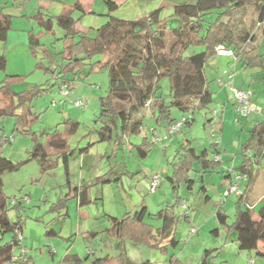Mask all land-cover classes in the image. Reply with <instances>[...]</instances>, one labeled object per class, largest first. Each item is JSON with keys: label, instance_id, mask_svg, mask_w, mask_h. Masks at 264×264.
<instances>
[{"label": "trees", "instance_id": "1", "mask_svg": "<svg viewBox=\"0 0 264 264\" xmlns=\"http://www.w3.org/2000/svg\"><path fill=\"white\" fill-rule=\"evenodd\" d=\"M65 3L66 0H56ZM109 12L107 20L94 29V35L79 31L76 23L79 18L73 17L77 9L76 4L66 8L58 14L38 10L31 17L42 27L41 31L28 32V47L35 53L36 47L41 45L40 38L45 32H51L53 25L63 30L62 41L64 50L61 61L43 49L44 56L39 57L35 66L45 73H51L53 82L50 84H34L29 89L17 92L13 84L22 80L20 75H7L0 81V119L4 116H14V129L24 135L33 134V144L27 150V156L18 161H12L3 155L1 149L5 143H11L10 136L2 130L0 135V233L11 232V239L0 244V264H13L24 261L25 254L15 255L14 248L20 245L16 229L22 231L21 209L24 202L16 196L8 197L4 191L3 175L16 171L22 164L35 161L42 171L49 170L61 164L67 174L69 160L75 154L84 152L91 143L88 141L83 146L71 147L68 143L70 136L75 135L80 122L72 118H64L60 124L50 130L39 133L40 138L32 130L30 122L38 119V114L33 112L31 101L34 96L44 94L47 86L66 84L72 89L75 75L85 64L96 67H106L108 74V87L105 94L98 98V112L92 119V124L84 137L91 134L97 136L99 142L112 138L114 144H122L125 136L140 132L143 118L147 115L144 103L151 98L153 103L151 113L158 110L165 120L170 119L169 107H176L185 113L206 108L213 101V93L209 88V78L206 69L215 56V48L222 45L232 50L235 58L245 68H258L264 72V49L259 52L257 48L246 49L244 46L253 31L256 23L263 25L264 35V0H185L175 3L168 16H161V9L157 8L146 15L132 20L115 18L110 15L117 4L114 0H102ZM246 6H253L257 17L252 18L247 29L238 30L236 14ZM11 27V15L0 10V41L7 39ZM168 35L170 43L165 46L159 35ZM76 38H78L76 40ZM79 47L81 54L76 52ZM200 47L199 52L186 54L190 48ZM102 54L106 60L91 62L93 55ZM48 58V61H44ZM6 56L0 53V71L6 67ZM92 68V67H91ZM93 69V68H92ZM68 75H73L68 78ZM167 77L169 81V96L163 97L159 92V81ZM48 82V80H46ZM47 85V86H45ZM260 118L247 130L248 136L242 143L243 159L236 167H227L225 173L231 175L235 171L247 178L248 184L253 180L255 168L251 156L245 152L249 148L261 147L256 157L264 156V106L259 110ZM172 120H169L170 122ZM207 122V121H206ZM205 122V123H206ZM193 123L191 117L184 128ZM183 128V129H184ZM182 129V130H183ZM156 144L143 137L139 144L133 145L138 158H144ZM214 152H219L216 145L211 142ZM218 149V150H217ZM197 162L199 171H212L219 161H214L193 146L191 139L183 140L175 150L171 161V173L165 177L169 182L174 195V203L166 205L156 213L148 211L142 206L133 214L126 212L117 218L106 215L111 223V229L122 247L126 237L139 242L150 243L163 250L169 246L175 247L179 242L176 237V227L186 215L179 211L183 203L180 190L188 184L190 172L197 171L193 163ZM118 174L102 176L93 182L82 185L74 190L73 196L78 200V206L83 207L95 203L101 197L91 198L89 190L92 186L115 182L120 179ZM243 194L238 195L236 210L231 223L229 216L223 210L216 212L219 226H223L227 234L234 232L237 246L240 250L256 252L264 256V249H258L259 243L264 244V198L257 207L258 219L252 217L250 205L244 203ZM68 195L60 196L51 203L50 211L62 212L66 209ZM12 200H14L12 202ZM13 209L15 219L9 217V210ZM157 219L160 224L149 223V219ZM46 225V235L56 234ZM212 233L219 234V227L212 229ZM94 237L97 233L89 232ZM218 248H209L204 251L203 258L196 264H214L212 252ZM111 256L104 255L93 260V264H105ZM80 261L76 253L67 252L60 258L61 264H73ZM118 264H150L149 261L133 263L125 259Z\"/></svg>", "mask_w": 264, "mask_h": 264}, {"label": "rangeland", "instance_id": "2", "mask_svg": "<svg viewBox=\"0 0 264 264\" xmlns=\"http://www.w3.org/2000/svg\"><path fill=\"white\" fill-rule=\"evenodd\" d=\"M89 1L91 2L92 8L96 14H109L106 4L102 0ZM114 1L116 2L117 7L113 12L110 13V15L124 20H132L142 17L147 12H150L159 5H162L161 16H168L172 11V4L179 2V0ZM3 4H0V8L4 6ZM31 8L32 3H28L24 7V10L28 11L31 10ZM4 12H9L14 15L11 17L13 21L11 23V28L8 31L7 39L5 41H0V53L4 54L7 59L5 69L0 71V81L3 80L7 75H20L22 80H17L16 83L13 84V88L17 92L27 90L34 84L52 83L54 79L52 74L43 72L42 69L35 66V62L39 57L44 56L43 49H46L48 53L55 56L58 62L61 61V54H59V52L64 50V43L62 39H55L53 35L43 34L40 38L41 45L36 47V51L33 53L27 44V30L30 27L28 18L24 21L20 20L21 18H19V11H16L15 8H11L10 6H8ZM93 16V14L89 13L82 16V21L77 26L81 33L88 32L90 36L94 35V28H90V26L93 24ZM102 17L104 18V16H100L101 19ZM256 17L257 12L253 6H246L245 8L241 9L238 12L236 18L238 30L240 31L245 29V27H247L251 22L252 18L256 19ZM103 20L104 19H102L100 25L107 20V16L105 17V20ZM12 24L14 27H12ZM262 28V24L260 26L258 25L257 34L252 40L248 41V46L257 45V43L260 41L258 37H261L262 35ZM35 29H37V27H35ZM77 39L78 38H76V40ZM155 39H160L161 42L165 44V46L170 43V37L168 35L161 34ZM263 47L264 42L260 46L259 50H262ZM77 48L79 47H76V50ZM200 50V47L190 48L186 54H192L199 52ZM98 60L104 62L106 60V56L102 54H96L91 58L92 64ZM44 61H48V58H45ZM72 77L73 75H68V78ZM46 80H48V82ZM253 82L255 83V86L251 87L253 93L251 95L250 102L251 105L256 109L255 112L251 114L254 116L257 115L260 108L264 106V92L261 87V80L255 79ZM74 84H77L76 88L73 89L72 94H69L67 97H63L59 94L58 85H45L49 87L46 92L40 96L33 97L30 104L32 106L31 108L33 112L38 114V119L31 121L30 126L32 130L36 132V136L39 140H42L39 136V133L44 130H50L54 128L57 123L60 122L65 116L77 119L80 122L77 133L70 136L68 139L69 144L72 147H75L77 141L82 138V135L88 132L95 112H98V98L105 94L108 87L107 69L106 67H96L85 64L83 69L75 75ZM159 85L160 88L158 92L163 97H168V78H161ZM87 89H90V95L82 94V91ZM77 95L88 98L90 106H74L72 101L76 99ZM64 100L65 103L63 105L59 104ZM52 101H55L57 105L52 106ZM214 102L215 101L210 103L204 109L194 110L192 113V125L188 128H184V132L181 135L179 134V137L185 135L187 138L191 139L193 141V146L201 151H203V145L208 142V139H210V142H213L212 135H221V128L219 124L206 126L205 123V117H207V119L213 120V117L211 118V111L214 108ZM169 113L175 119H179L181 117V112L176 107H169ZM15 121L16 120L14 116H4L0 119V135L3 133V130L6 136L11 137V143H5L1 151L4 156L14 162L27 156L25 149L31 148L33 144L32 138H34L33 134L24 135L23 133L15 130ZM143 135L144 127L142 126L140 132L131 134V140L134 143L140 142ZM247 135V130H242L239 135L240 142H243L247 138ZM92 139H94L93 136ZM175 140L176 138L173 137V144L171 145L167 156H164L161 150V146L163 144L157 143L156 146L153 147L151 154L141 159L137 158L138 156L135 149L130 152L125 145H123V147L120 148L115 155H112V147H115L112 140L100 144L99 148H108V154L105 157V161L109 160L110 167L113 170L112 174L115 175L116 173H120L121 175V172L124 170L123 162L129 166L131 171L137 172H135L131 178L128 176H119L118 174V177H122L120 180H123L122 182L125 184V188L123 189L119 179L115 182L113 181L114 184H105L103 189V200L98 201L97 205H87L88 209L92 211V213H95L97 212L96 209L99 208V211L101 212L104 210L113 216H122L126 212L133 214L136 210H139L144 204V200L147 202L149 208L148 211L151 213H156L166 205L173 204V193L168 180L165 178L166 172L164 168L166 166H170L172 168L171 161L168 160L172 159L174 150L176 149V144L174 142ZM85 143L86 140H83L80 145H84ZM254 160L255 159H253V161ZM149 172H160L162 175L160 183L158 184L154 194H149L148 182L145 179V174H148ZM190 179L196 181L194 184L198 182V179H195L193 172H191ZM60 181H63L64 183L65 178L60 179ZM50 183H53L55 191L58 192L59 189L55 179H51ZM255 186L257 185L255 184ZM52 188L53 187H49L48 185L45 188V191L42 192V195L44 193L47 196L42 197L45 200L37 199V195L31 193L29 196L30 203L29 201L25 203L24 207L20 210L23 222L21 231L22 238L20 245L14 248V254L20 255L25 248L27 252L25 253V256H23L24 261L13 264H61V255L67 250L70 253L76 252L80 257V261L73 264H93V260L95 258L104 256L106 254L112 257L111 261L109 260L111 264H118L125 259H129L133 263L149 261L150 264H196L202 260L204 251L209 248H218L216 251L212 252L214 264H247L249 258H254L256 260V264H264V256L256 255L254 250H240L237 246V243L230 238V234L226 233L223 226H215L219 227L220 235H215L211 233L212 231H209L215 227L211 228L209 223L205 224L203 222V219L210 217V214L208 211L203 209L202 196L198 195L197 188H195L196 193L193 195L187 194V190H185L184 193V190L181 189L182 194L184 196H188V203H186L185 207L188 204L192 208L194 207V211H197L198 208H200L199 212L194 213L196 217V223H194V225L197 228V234H189L188 222L186 220L180 221L176 227V234L180 238V242L175 247L169 246L166 250L150 245L153 243V241L150 243L139 242L131 239L130 237H126L123 240L122 247H120L118 245L119 240L116 237H112L108 231L104 229V227L99 229L102 231L97 233L94 238L85 239L82 236V231L89 228L87 225L91 222H81L79 224L76 222V218L73 216L75 209L74 204H70V213L72 215H70L69 218L58 221L57 226H60V224L63 223L60 236L48 237L45 234L46 225L49 219L54 217V212L50 211V206L52 202H55L58 199V197L55 198L53 193L54 190ZM100 189L101 187L98 186V188L94 189L93 192L95 194H99ZM62 190L65 191L66 187L62 186ZM124 190L127 192L126 194ZM209 194L211 200L207 201V204L209 205L211 203L215 207L214 202L221 200V203L223 202L222 210L225 211L229 216L228 223H231L236 210V207L234 206V201L236 199L235 195H232L230 198H227L228 200L225 199L224 201L222 195L219 197H217L218 195L214 196L212 190ZM7 196L11 197L13 195L9 194ZM194 198L198 200L200 207L194 204ZM138 203H141V205H138ZM258 204H261V202ZM183 208L184 207H182V209ZM251 210L255 211V208H252ZM212 212L214 214V210H212ZM8 214L12 220L16 218L13 209H10ZM38 217L42 218V220L37 219ZM101 219L106 220L105 217H101ZM149 223H152L156 226L160 224L157 219L153 218L149 219ZM11 236V232H6L2 235L0 233V244L9 241ZM63 237H67V239L65 240ZM226 237L227 241H225ZM91 240L93 241L91 242ZM258 247V249L263 250L264 244L259 243Z\"/></svg>", "mask_w": 264, "mask_h": 264}, {"label": "crops", "instance_id": "3", "mask_svg": "<svg viewBox=\"0 0 264 264\" xmlns=\"http://www.w3.org/2000/svg\"><path fill=\"white\" fill-rule=\"evenodd\" d=\"M183 1H185V0H179V2H177V3H180ZM188 1L191 3L195 2V0H188ZM1 3L2 4L4 3L3 7H5V8H3V7L0 8L1 11L4 12V10L8 8V6H10L11 8H15L16 11L17 10L19 11V18H21L20 20H23V21L26 20L28 17H31L38 10H41L43 12H49L52 14H58V13L64 11L66 8H71L74 4H76L77 9L73 12V17L76 19L79 18L78 22L76 23L77 29H78V27H77L78 24L82 21L83 15H86L88 13L94 15L93 16V22H92L93 24H92V26H90V28H94V29L100 25V23L102 22V19L105 20V17L107 16V18H108V15H109V14H105V13L96 14V12L93 10L91 2L89 0H66L65 3H60L59 1H56V0H0V4ZM28 3H32V8H31V10L26 11V10H24V7ZM174 4H172V5H174ZM161 7H162V5H159L156 8H154L153 10H155L157 8L162 9ZM147 13H149V12H147ZM6 14H10L11 17L14 15V14L9 13V12L8 13L6 12ZM237 14H236L235 18H237ZM100 16H104V18L102 17V19H101ZM28 20L30 23V27L27 30V32H29V31L37 32V31L42 30V27L37 23V21L33 20L32 18H28ZM12 21H13V19L11 18V23H12ZM248 26L245 27V29H247ZM259 26H260V24H259ZM12 27H14L13 24H12ZM35 27H37V29H35ZM242 30H244V29H242ZM257 31H258V24L256 23L253 31L251 32V35H250L248 41L252 40L253 37L256 36ZM44 34L53 35L55 37V39H62L64 32L57 25L54 24L51 32H45ZM258 39H260V41L257 43V45L248 46V44H246L244 47L246 49H249L251 47H255V48H257V50L259 52H262L264 47L262 50H259V49H260V46L262 45V43L264 42L263 33H262L261 37L260 36L258 37ZM248 41H247V43H248ZM76 52L81 53L80 48H77ZM206 75L210 80L209 88L213 93V99H214L213 101H215L214 102L215 105H214L213 110L211 111V113H212L211 118L213 117V120L207 119V117H205V121H207L206 126L212 125V124H219V126L221 128L220 146L217 147L219 149L221 161L212 171H199L198 170L199 165L197 164V162L193 163V168L197 170V171H193V174H194L195 179H198V182L194 184V182H196V181H193L190 179L188 184L185 185L182 189L184 190V193H185V190H187L188 191L187 194L193 195L196 193L195 188H197L198 195L202 196V207L204 210L208 211V213L210 214V217L203 219V222L205 224L209 223L211 228H212V227H215L216 225L219 226L218 221L216 219V212L218 210H222L223 202L221 203V200H219L218 202L217 201L214 202L215 207L211 203L208 205L207 201L211 200L209 193H211V190H212L214 193V196L218 195L217 197H219L222 195L227 184L233 178V175L229 176L228 173L227 174L225 173V169L227 167H233V168L236 167L239 163H241V161L243 159V151H242L241 145L246 139L243 142H240L239 135L242 132V130H248L255 123V120L260 118V115H261L259 112L257 115H254V116L249 115L247 117H240L239 120H237L236 114L234 111L233 99H232L230 93L228 92V90L226 89V87L220 86L217 84L216 78L219 76L222 78H227V75H231V79H230L231 83L235 87H238L241 89H252L251 87L255 86V83L253 81L255 79L261 80V84H262L261 87H262L263 92H264V72H260V69H258V68H245V67H243L241 65V63L235 57H231L228 55L215 54V56L210 61L209 67L206 69ZM76 85L77 84H74V82L71 84L72 89L69 92V94H72V90L76 88ZM252 93H253V91H252ZM69 94H68V96H69ZM82 94L90 95V89L82 91ZM76 98L84 99L86 101L85 107L90 106V103L88 102V100H89L88 98L78 96V95L76 96ZM65 100L60 102L59 104L63 105L65 103ZM52 102H55V101H52ZM56 105L57 104L55 103V106ZM52 106H54V105H52ZM97 108H99V103H98ZM180 112H181V116H182L183 112L181 110H180ZM213 112H216V114H213ZM96 113L97 112H95V114ZM66 117H68V116L63 117L62 120ZM68 118H71V117H68ZM72 119H74V118H72ZM75 120H77V119H75ZM169 120H175V118H173L170 115ZM169 120H165L163 115L158 110H155L154 113L148 114L147 116H145L143 118L144 135L142 136V138L146 137L149 140V137H150V133L148 130L149 128L150 129L155 128L159 133H163L165 130L166 124L169 123L168 122ZM60 122L57 123L59 128H61ZM183 130L174 134L168 141L162 143L163 145L161 146L162 147L161 150H162L164 156L168 155L169 149L171 148V145L173 144L172 143L173 137L176 138V140L174 141L176 144V149L179 147L180 143L183 140L189 139L185 135L182 137H179L184 132ZM85 134H83L82 138L77 141L76 146H79V147L83 146V145H80V143L83 140H86V142L89 141L91 143V145L84 152H82L81 154H75L69 160L68 167H67V174L65 173V170L61 164H58L56 167L51 168L49 170L42 171L40 169L39 165L35 161H29L27 163L22 164L16 171L5 173L3 175L4 191L7 195L10 194V195H13L16 197H20L22 195H28V197H29L31 195V193H34V195H37V197H38L37 199L45 200L42 197H47V196L44 193L42 195V192L45 191V188L48 185H49V187H53L52 189L54 190L53 193H54L55 198H57V197L59 198L60 196L68 195L69 199H68L67 204H66L67 205L66 209L63 210L62 212H59V213L54 212V217L50 218L49 221L47 222L48 227L52 228L53 231L56 232V234L47 235L48 237L60 236V233H61L60 231H61L63 223H61L60 226H57V224H58V221L69 218L70 215H72L70 213V204H74V206H75L73 216L76 218V222H78V224L81 222H85V223L91 222L90 224L87 225L89 228L82 231V236L85 239L86 238L87 239L94 238L89 234V232L99 233L100 231H102V230H99L101 227H104V229L107 230L108 233L112 237H115V233L111 229V223L107 219L106 215H109L112 217H117V218H119L121 216H113L112 214H109V213L105 212L104 210H103V212H101V211H99V208L96 209L97 212L92 213V211H90L88 209L87 205L83 206V207H79L77 198H75L73 196L74 190L76 187L78 189H80L82 187V185H86L88 182H93L98 177L109 176L112 174V171H113L112 168L110 167L109 160L105 161V157L108 154V148L107 147H105V148L100 147L99 148L100 144H103L104 142H109L112 140V138L109 140L103 141V142H99L97 140V136L95 134H91L89 137H84ZM92 136L94 137V139H92ZM140 142L134 143L131 140V135L125 136L122 144H120L119 146H116L113 142L115 147H112L111 154L115 155L117 153V151L123 147V145H125L127 147V149L130 152H132L133 149H135L133 145L139 144ZM208 142L203 145L204 146L202 149L203 151L198 150V149H196V150L201 152L205 156L213 159V148L211 147L210 139H208ZM68 143H69V141H68ZM260 148L261 147H254V148H250V149L248 148L246 150L245 153L248 156L252 157L251 160H252V163L254 164L255 173H254L253 180L250 184H248L247 178H243V180L240 181V184L243 187V191H244L243 198H242L244 203L250 205L251 209L255 208V211H252V217L254 219H258L256 209L260 205L258 203L261 202L263 200V197H264V156H262V155L258 156V157L255 156L256 153L259 154ZM28 149L29 148L25 149V153H27ZM152 149H151V151H152ZM175 150H174V153H175ZM151 151L147 155H150ZM174 153H173V157H174ZM210 154H212V155H210ZM173 157H172V159H173ZM139 159H141V158H139ZM172 159H170L168 161H172ZM253 159H255V160L253 161ZM123 164H124V170H123V172H121V175H120V173H118L119 176H128L129 178H131L133 176V174L137 171H134V172L131 171L129 166L125 162H123ZM164 170L166 172L165 176L167 174L171 173V167L170 166H166L164 168ZM152 173H154V172H149L148 174H145V179L147 182H148L149 176ZM189 175L191 178V172ZM63 178H65L64 183H63V181H60V179H63ZM51 179H55L57 186H58V189H59L58 192L55 191L53 183H50ZM122 181L120 180V183L122 184V187L124 189L125 184ZM111 183H113V182H111ZM111 183L104 182V183H99V184L92 186L89 190L90 197L96 198L99 196V197H101L100 200H103L104 186H105V184H111ZM255 184L257 186H255ZM62 186L66 187L65 191L62 190ZM98 186H100L101 189L99 191V194L98 193L95 194L93 191H94V189L98 188ZM254 187H255V189H254ZM124 192H125V194L127 193L125 190H124ZM154 193H149V194H154ZM179 195L183 199V203L179 207V211L182 213L183 212V209H182L183 206L182 205H186V203H188V200H187L188 196H184L182 194L181 190H180ZM232 195H234V194H232ZM232 195H230L229 197L223 198V200L225 201V199L230 198ZM235 197H236V199L234 201V206L236 207V202H237L238 197L236 195H235ZM172 198L175 199L173 194H172ZM195 199L196 198H194V200H193L194 204H196V205H198V207H200L198 200L197 199L195 200ZM100 200H98V201H100ZM39 201H37V202H39ZM98 201L95 203H91V204L97 205ZM29 203H30V198H29ZM138 205H141V203H138ZM142 206H146L147 209L149 210L147 202H145V200H144V204ZM187 207H189L190 213H192V216L190 214V218H188V219L185 218L184 220H186L188 222V225H189V222H191L194 225V223H196V217H195L194 213L199 212L200 208H198L197 211H194L195 210V209H193L194 207L192 208L188 204H187ZM212 207H214V208H212ZM212 210H214V214H213ZM202 212H203V210H202ZM101 217H105L106 220L105 219L102 220ZM37 219L42 220V218H40V217H38ZM212 229L209 231L211 232ZM54 232H52V233H54ZM195 234H197V232ZM229 234H230V238L236 242L235 233L232 232ZM175 235H176V237H178L176 232H175ZM219 235H220V233H219ZM63 238L65 240L67 239V237H63ZM68 238H70V237H68ZM92 241L93 240H91V242ZM225 241H227V237H226ZM67 252H69V251L67 250L61 256H63ZM110 261L106 262L105 264H111Z\"/></svg>", "mask_w": 264, "mask_h": 264}, {"label": "built area", "instance_id": "4", "mask_svg": "<svg viewBox=\"0 0 264 264\" xmlns=\"http://www.w3.org/2000/svg\"><path fill=\"white\" fill-rule=\"evenodd\" d=\"M216 54L219 55H228L231 57H235L234 53L232 50L229 48H226L222 45H217L215 48ZM231 75H227V78H222V77H217L216 82L220 86H224L228 89L233 102H234V111L236 114V119L239 120L240 117H247L251 115L252 113L255 112V107L251 105L250 98L252 95V90L251 89H241L238 87H235L231 81ZM59 89V94L63 97H67L70 88L68 85L62 83L59 84L58 86ZM62 102V101H61ZM73 105L76 107H84L86 105V101L82 98H76L72 101ZM152 99L148 98L145 103H144V108L146 109L147 115L150 114L151 112V107H152ZM52 105H55V102H52ZM213 114H216V112H213ZM146 115V116H147ZM192 117V114L190 112L185 113L182 115L179 119H175L170 121L169 123L166 124L165 130L163 133H159L155 128H149V141L150 143L157 144V143H164L166 142L173 134H176L184 128L185 124L187 121L190 120ZM213 136V143L216 145V147L220 146V135H212ZM213 159L214 161H221V156L219 152H214L213 153ZM231 175H233L232 180L227 184L225 190L222 193L223 198L228 197L229 195H241L243 193V187L240 184V181L243 180V175L240 173H237L235 171H231ZM162 175L160 172H154L152 173L149 178H148V188H149V193H154L155 190L158 187V184L160 183ZM19 198H21L24 202L29 201L28 195H22ZM14 200H12L13 202ZM183 208V213L186 215V218H190V209L189 207H185V205H182ZM197 228L195 225H193L191 222H189L188 225V232L189 234H194L196 233ZM17 233V238L19 241H21L22 238V233L21 231L16 229ZM26 248L23 250L21 254H25ZM247 264H256V260L254 258H249L247 261Z\"/></svg>", "mask_w": 264, "mask_h": 264}]
</instances>
